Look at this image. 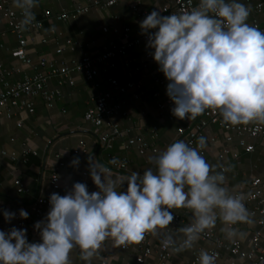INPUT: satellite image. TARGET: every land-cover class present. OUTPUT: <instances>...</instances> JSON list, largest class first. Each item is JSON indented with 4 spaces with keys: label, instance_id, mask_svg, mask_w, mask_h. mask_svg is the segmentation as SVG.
Instances as JSON below:
<instances>
[{
    "label": "clouds",
    "instance_id": "clouds-1",
    "mask_svg": "<svg viewBox=\"0 0 264 264\" xmlns=\"http://www.w3.org/2000/svg\"><path fill=\"white\" fill-rule=\"evenodd\" d=\"M13 4L22 11V26L35 20L39 0ZM249 15V6L237 0H200L190 12L161 15L153 10L140 22L169 82L176 118L194 120L210 109L233 125L264 122V32L246 22ZM205 145L200 137L199 147ZM149 161L156 171H132L127 190L118 192L119 180L90 156V176L99 190L89 193L86 184L76 182L66 195L52 193L46 218L35 224L42 242L30 243L27 229L0 230V264H70L69 253L77 245L81 259L90 264L107 238L124 245L141 242L147 233L158 235L173 223V209H189L193 217L179 228L181 241L171 234L161 240L174 252L192 248L218 218L229 240L238 234L232 225L250 222L242 196L229 193L223 172L215 171L196 148L176 141ZM72 163L79 164V158ZM19 214L29 216L23 209ZM3 215L8 222L15 218L13 212ZM199 261L215 264L216 258L201 251Z\"/></svg>",
    "mask_w": 264,
    "mask_h": 264
},
{
    "label": "crops",
    "instance_id": "crops-1",
    "mask_svg": "<svg viewBox=\"0 0 264 264\" xmlns=\"http://www.w3.org/2000/svg\"><path fill=\"white\" fill-rule=\"evenodd\" d=\"M166 1L119 0L110 7L89 9L86 13L72 15L68 20H60L57 14L63 10L74 11L82 0H39V5L34 8V11L36 18L43 21V27L37 35L27 34L30 38L27 50L31 63L18 58L16 54L18 41L7 21L0 20V63L11 72L7 80L15 83L25 76L47 72L50 67L48 64L42 65L41 59L56 61V65L59 66L62 62L71 59H80L86 53L99 52L112 42L120 43L124 37L125 27H129L132 34H141L140 22L144 18L133 6L136 4L138 8L146 9L151 13L153 10L158 11ZM260 1L264 0H237L249 6L250 15L246 22L251 26H254L255 22L258 23L264 32V11H257L255 8ZM8 2L14 10H20L14 7L13 0ZM104 27L109 29L105 31ZM43 38L47 41L42 42ZM68 39L72 41L70 46L66 43ZM59 46H63L61 53L56 52ZM147 50H150L147 44H141L130 49L128 56L140 58ZM124 60L122 56L114 57L111 60L114 67L107 69V66L100 64L99 74L96 77L97 86L88 81L80 71L71 73L72 83L64 76L53 75L47 80V89L55 93L54 105L48 106L46 101L37 95L28 98L34 104L33 112L26 108H13L11 117L0 113V149L15 151L19 156L15 160L10 157H3L0 160V228L25 223L27 239L32 243V239L36 236L31 228L32 223L43 221L47 216L46 214L39 219L33 216L30 205L37 194L66 195L76 182H80L84 171L88 173L86 179L89 193L98 191L90 176V156L96 163L109 170L111 179L119 180L120 183L116 187L118 192L127 190L126 178L132 171L139 172L141 175L148 169L156 171L155 163H150L149 158L158 156L166 150L167 146L175 142L178 128L186 127L189 122L187 119H170L169 111L159 107V101L169 82L165 76L163 85L153 80L150 71L156 69L157 65L154 63L149 70L136 73L135 80L141 83L139 88H130L120 95L109 82L108 77H114L122 84L129 81ZM3 89L4 85L0 83V90ZM100 92L111 93L114 96L113 103L118 102L119 99L122 100L121 108L113 118L125 133L114 141L113 147L109 150L100 146L98 141L100 130L85 116L86 110L94 105L92 98ZM135 93L139 95L138 98L134 97ZM253 123L264 124L260 121H251L248 124ZM153 127H157L155 136L151 131ZM133 135H141L151 147H157V151L148 149L145 153H140L135 146L126 148L123 142ZM224 136V129L218 125H212L202 135L206 140L205 160L209 165L215 166V171L223 172L226 177L224 186L230 194L234 195L240 187H243L241 196L246 204L248 203L247 182L253 176L264 175V134L258 137L242 136L247 143L255 145V150L251 152L246 151L239 144L240 137L235 135L233 141L228 143ZM212 137H216L217 141L213 142ZM82 145L85 147V152L78 151ZM224 148L227 152L222 154L221 150ZM26 149H29L31 153L28 155V160L23 161L21 155ZM33 151H36V154ZM110 153L126 158L128 168L122 172L115 171L110 164ZM77 157L79 164H73L72 161ZM55 167H57L59 180L52 184L51 178ZM15 178H21L30 191L20 190L14 184ZM21 209L28 212L27 219L20 216ZM4 211L15 213V218L10 222L6 221ZM172 211L183 217L184 223L180 227L192 222L191 210L173 209ZM249 220L250 222L232 225L238 234L231 240L240 239L247 248L252 234L260 231L261 244L264 246V226L258 223V216H249ZM224 227V223L218 218L216 225L206 230H211L218 238L230 242L231 240L227 239L225 232L222 231ZM167 234H171L177 241L183 239V233L179 230L172 232L167 229L161 230L158 235H153V239L159 242ZM38 237L41 240L39 231ZM194 245L200 246L207 252L212 248L210 240L198 239ZM135 246V243H130L129 247H122L116 245L112 238H107L96 253L106 255L112 264H135L134 257L137 253ZM190 258L189 249H185L173 255L168 264H188ZM232 258L227 250H223L217 264H229ZM149 260L152 264H158L155 257ZM241 260L245 262V259ZM69 262L70 264H89L81 259V249L78 245L70 251ZM90 264H98L95 255L91 258Z\"/></svg>",
    "mask_w": 264,
    "mask_h": 264
},
{
    "label": "built area",
    "instance_id": "built-area-1",
    "mask_svg": "<svg viewBox=\"0 0 264 264\" xmlns=\"http://www.w3.org/2000/svg\"><path fill=\"white\" fill-rule=\"evenodd\" d=\"M119 0H106L104 2L100 0H82L74 8V11L69 12L66 10L61 11L57 14V18L60 20H68L72 15L83 14L89 11V9H97L110 7L117 3ZM200 0H167L163 5L160 6L159 10L161 15H172V14H182L185 12H190L194 8L198 7ZM134 9H136L140 16L144 19L149 13L146 9L138 8L135 4ZM257 11H264V1H260L256 5ZM34 11V9H33ZM28 26H22L21 21L23 19L22 11L14 10L8 0H0V20L7 21L11 32L16 37L18 41L17 56L20 60L31 63L32 60L28 55L27 44L29 36H34L39 33L43 27V21L36 18ZM254 27L263 31L259 27L258 23H254ZM109 28L104 27L107 31ZM117 31L116 28H114ZM155 31V30H153ZM148 37L145 34H132L129 27L124 28V37L120 43L112 42L104 47L103 50L96 53H86L80 59H71L67 62H62L61 65L57 66L56 61H47L46 59H41V64H48L50 69L47 72H38L36 74L25 76L23 79L18 80L15 83H10L7 80V76L10 75V71L5 69L0 63V83L4 85V89L0 90V113L6 114L8 117L12 116V109L26 108L30 112L34 111V104L28 98L40 95L47 103L48 106H52L55 103L56 96L53 91L47 89V80L53 75H61L69 79L72 83L71 73L73 71H80L85 75V78L94 83L96 86V77L99 74L98 66L104 64L107 68L113 66L111 60L114 57L122 56L125 58L124 67L129 76V81L126 84H122L119 80L114 77H108L109 82L116 88L120 95L125 93L130 88H139L140 82L135 80L136 73L141 71L149 70L151 65L154 63L157 65L156 69L150 71V75L153 80L163 85L165 83L164 74L159 70V65L155 62L153 58V49L147 50L140 58L129 57L128 53L130 49L139 46L141 44H147ZM47 39L43 38L42 42H46ZM66 43L70 46L72 41L68 39ZM63 51V46H59L56 50L57 53ZM114 67V66H113ZM120 97V96H119ZM119 97H117L119 99ZM135 98H138V94H134ZM94 105L86 110V118L93 123L97 129L98 141L102 148L111 149L113 147L114 141L122 136L125 131H122L119 124L113 118L114 114L121 108L122 100L113 103L114 96L109 92H100L96 94L93 98ZM174 103L171 101L167 94V87L163 94L162 99L159 101V107L161 109H167L170 113V119H175L176 117L172 114V109L174 108ZM189 124L186 127H179L177 130V140L184 141L190 147L196 148L197 151L206 158L207 152L205 147H199V138L210 129L212 125H218L222 127L225 131L224 139L230 143L233 141L234 136L240 137L239 144L245 148L246 151L251 152L255 150V145L247 143L242 136L248 135L250 137H258L264 134V124L253 123V124H236L226 123L223 121L222 116L219 111L213 112L208 109L204 114L198 116L194 120H188ZM157 127H153L152 134L156 135ZM213 142H216V137H212ZM175 141V142H176ZM123 145L126 148L137 147L140 153H145L146 150L152 149L157 151V147H151L150 143L147 142L141 135H133L129 137ZM78 151L85 152L84 145L80 146ZM222 154L227 152V149H222ZM31 153L29 149H26L21 157L23 161L28 160V155ZM36 154V151H33ZM3 157H10L15 160L19 158L15 151H9L7 149H0V160ZM110 164L115 171L122 172L128 168V160L126 158L120 157L116 154L110 153ZM62 164V163H60ZM57 167L54 168L52 173L51 182L55 184L58 180V173L56 171ZM87 172H82L81 183L87 185ZM14 184L22 191L29 192L30 189L25 185L21 178H15ZM247 201L248 203H253L252 205L244 203L249 216H258V223L264 226V175L253 176L247 182ZM243 187H240L234 195L241 196ZM50 195L47 194H37L31 202L30 209L33 216L36 219L46 215L50 210ZM175 219L172 224H170L166 229L167 231H177L180 225L184 223L183 217L178 213H174ZM34 221L31 225L32 230L36 233V236L32 239V243H39L41 240L38 237V230L35 229ZM191 223V222H190ZM189 223V224H190ZM188 224V225H189ZM25 229V223H19L10 227H2L0 230L8 232L11 228ZM163 236L159 242H155L153 235L151 233L145 234V238L139 242L135 243L137 253L134 257L135 264H152L149 260L151 257H155L158 264H168L171 257L176 255L179 251L174 252L171 247L164 248L161 244V240L164 239ZM199 240L211 241L212 248L208 251L210 255L215 256V264L221 259L222 251L227 250L233 257L229 264H264V246L261 244V232L256 231L249 238L247 248L244 247L240 239H233L230 242H226L221 238H218L211 230H205L201 235ZM122 247H129V244L121 245ZM191 258L188 264H200L199 255L203 249L199 246L193 245L189 249ZM98 264H112L106 255L101 253L95 254ZM241 259H245L243 262Z\"/></svg>",
    "mask_w": 264,
    "mask_h": 264
}]
</instances>
